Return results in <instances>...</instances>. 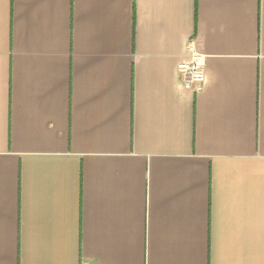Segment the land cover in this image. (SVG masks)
<instances>
[{"label":"crops","instance_id":"0c3cea01","mask_svg":"<svg viewBox=\"0 0 264 264\" xmlns=\"http://www.w3.org/2000/svg\"><path fill=\"white\" fill-rule=\"evenodd\" d=\"M0 264H264V0H0Z\"/></svg>","mask_w":264,"mask_h":264},{"label":"built area","instance_id":"2783aa9c","mask_svg":"<svg viewBox=\"0 0 264 264\" xmlns=\"http://www.w3.org/2000/svg\"><path fill=\"white\" fill-rule=\"evenodd\" d=\"M206 56L191 50L189 58L177 67L183 86L188 91L199 92L206 81Z\"/></svg>","mask_w":264,"mask_h":264}]
</instances>
